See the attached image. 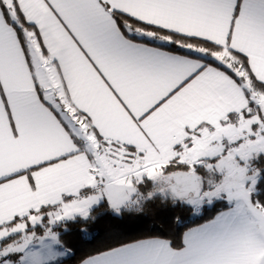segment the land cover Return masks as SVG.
Wrapping results in <instances>:
<instances>
[{
    "label": "snow or ice",
    "instance_id": "6c2138e0",
    "mask_svg": "<svg viewBox=\"0 0 264 264\" xmlns=\"http://www.w3.org/2000/svg\"><path fill=\"white\" fill-rule=\"evenodd\" d=\"M157 200L223 207L81 264H264V0H0V264Z\"/></svg>",
    "mask_w": 264,
    "mask_h": 264
},
{
    "label": "trees",
    "instance_id": "16d2710c",
    "mask_svg": "<svg viewBox=\"0 0 264 264\" xmlns=\"http://www.w3.org/2000/svg\"><path fill=\"white\" fill-rule=\"evenodd\" d=\"M223 204L217 202L205 207L199 215L195 209L182 204L173 205L170 201L159 200L147 204L142 212H125L117 216L107 211L104 205L98 218L88 224V232L79 231L80 224H70V231L63 234L66 246L71 249L68 257L61 258V264H79L89 255L107 250L122 243L161 237L180 245L181 237L189 228L196 227L211 219Z\"/></svg>",
    "mask_w": 264,
    "mask_h": 264
},
{
    "label": "rangeland",
    "instance_id": "374dc122",
    "mask_svg": "<svg viewBox=\"0 0 264 264\" xmlns=\"http://www.w3.org/2000/svg\"><path fill=\"white\" fill-rule=\"evenodd\" d=\"M202 211V210H201ZM201 211H199V212H197L196 210H195V214L196 215H199L200 213H201ZM37 231H38V233L41 231L40 229H37ZM68 257V256H67Z\"/></svg>",
    "mask_w": 264,
    "mask_h": 264
},
{
    "label": "crops",
    "instance_id": "0c3cea01",
    "mask_svg": "<svg viewBox=\"0 0 264 264\" xmlns=\"http://www.w3.org/2000/svg\"><path fill=\"white\" fill-rule=\"evenodd\" d=\"M79 264H81V262Z\"/></svg>",
    "mask_w": 264,
    "mask_h": 264
}]
</instances>
